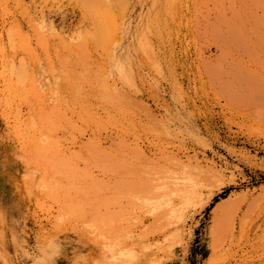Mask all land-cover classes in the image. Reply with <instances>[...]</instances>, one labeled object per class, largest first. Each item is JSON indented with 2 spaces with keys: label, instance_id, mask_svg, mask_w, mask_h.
<instances>
[{
  "label": "rangeland",
  "instance_id": "1",
  "mask_svg": "<svg viewBox=\"0 0 264 264\" xmlns=\"http://www.w3.org/2000/svg\"><path fill=\"white\" fill-rule=\"evenodd\" d=\"M0 264H264V0H0Z\"/></svg>",
  "mask_w": 264,
  "mask_h": 264
},
{
  "label": "bare ground",
  "instance_id": "2",
  "mask_svg": "<svg viewBox=\"0 0 264 264\" xmlns=\"http://www.w3.org/2000/svg\"><path fill=\"white\" fill-rule=\"evenodd\" d=\"M233 220V219H232Z\"/></svg>",
  "mask_w": 264,
  "mask_h": 264
}]
</instances>
